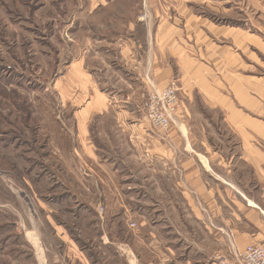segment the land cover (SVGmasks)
<instances>
[{"label":"rangeland","instance_id":"obj_1","mask_svg":"<svg viewBox=\"0 0 264 264\" xmlns=\"http://www.w3.org/2000/svg\"><path fill=\"white\" fill-rule=\"evenodd\" d=\"M252 3L0 0V264H83L85 258H91L93 264H127V257L146 264V197L135 198L130 190L143 182L145 191L146 152L136 150L127 136L117 133L110 116H94L91 122L103 146L97 150L122 160L127 168L111 174L113 170L99 165L100 156L87 155L76 139L72 116L83 111L90 97L81 87L83 67L93 70L96 79L113 80L105 73L106 40L97 39L120 36L126 46L137 45L146 64L155 59L149 68L156 70V79L161 78L158 70H172L161 87L174 84L177 88L171 126L175 116L182 114L183 101L191 111L186 125L198 132L204 129L206 139L223 149L222 155L238 161L237 146L248 140L264 146V134L257 135L258 127L248 138L237 125L223 120L224 111L207 107L201 93L193 90L187 96L184 78L179 75L180 69L188 70L200 62L219 66L215 74L221 92L234 99L231 85L240 86V80H230L234 76L227 64L230 59L225 52L213 59L204 52L212 45L214 50L233 49L243 57L242 46L233 45L231 36L255 35L264 41V16L259 17ZM179 47L187 62L173 55ZM148 52L153 55L147 56ZM77 62L76 72L70 71ZM255 72L264 74L259 68ZM73 78L79 87L73 86ZM144 93L139 102L145 118L148 93ZM251 95L258 97L253 91ZM244 108L256 113L252 116L264 118V105ZM196 139L205 138L197 133ZM106 173L111 178L107 185L101 182ZM137 208L141 210L136 212Z\"/></svg>","mask_w":264,"mask_h":264},{"label":"crops","instance_id":"obj_2","mask_svg":"<svg viewBox=\"0 0 264 264\" xmlns=\"http://www.w3.org/2000/svg\"><path fill=\"white\" fill-rule=\"evenodd\" d=\"M252 1L259 17H263L264 0ZM231 37L233 45L242 46L243 57L235 54L233 49L214 50L212 45L204 53L213 59L219 52H225L226 59H230L227 61L229 72L234 75L230 80H240V86L231 85L236 97L233 99L221 92L215 74L219 66L211 67L202 62L186 68L188 70L180 69L179 75L185 82L183 89L187 96L193 90L201 93L207 107L224 111L223 120L237 125L248 138L258 127L260 137L264 134L263 116H252L251 113H256L244 106L259 105L261 108L264 105V74L255 72L257 68L264 70V41L255 35L244 37L245 40ZM104 38L97 40H106L107 49L103 51L107 59L105 73L113 80L96 79L93 70L83 67L81 87L90 97L83 111L72 118L76 139L83 145V151L90 157L99 155V165L113 170L111 174L128 166L97 150L103 146L91 124L94 116H110L116 124V132L127 136L133 148L146 152L145 191L141 186L143 182L133 184L135 187L130 189L135 198L146 197V264H223L220 260L235 264L246 245L264 247V146L251 144L248 140L246 145L236 147L238 161L222 155L223 149L206 139L204 129L198 132L186 125L191 111L188 112L183 101L180 102L182 114L175 116L174 126L167 129L148 127L141 112L140 96L144 97V92H152L155 87H163L172 70L167 67L158 70L161 78L156 79V70L152 66L149 68V64L155 63L153 57L146 64L140 59L137 45L126 46L120 36ZM206 44L208 47L209 43ZM250 45L254 46L253 50ZM148 53L147 56L153 55ZM173 55H179L187 62L180 47ZM244 57L252 61L247 62ZM79 66L80 62L75 63L70 71L76 72ZM76 82L80 83L79 77ZM72 84L79 87L74 78ZM251 91L258 97L251 95ZM188 107H191L190 101ZM118 127L121 128L118 130ZM197 133L206 140L198 142ZM106 175H103L105 181L100 179L105 185L111 181L109 174ZM140 210L137 208L136 212ZM130 252L133 256L134 252ZM88 259L85 258L83 264H93L91 258ZM136 260L125 259L127 264L139 263Z\"/></svg>","mask_w":264,"mask_h":264},{"label":"built area","instance_id":"obj_3","mask_svg":"<svg viewBox=\"0 0 264 264\" xmlns=\"http://www.w3.org/2000/svg\"><path fill=\"white\" fill-rule=\"evenodd\" d=\"M177 104V88L174 84L153 90L144 100L146 122L152 127L167 129L173 123ZM235 264H264V247L259 244L246 245Z\"/></svg>","mask_w":264,"mask_h":264}]
</instances>
